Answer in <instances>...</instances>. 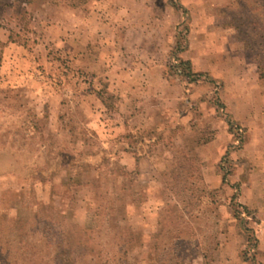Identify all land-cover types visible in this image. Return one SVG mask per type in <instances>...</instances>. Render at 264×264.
I'll list each match as a JSON object with an SVG mask.
<instances>
[{
  "label": "rangeland",
  "instance_id": "1",
  "mask_svg": "<svg viewBox=\"0 0 264 264\" xmlns=\"http://www.w3.org/2000/svg\"><path fill=\"white\" fill-rule=\"evenodd\" d=\"M95 1L0 0V264H264L263 8Z\"/></svg>",
  "mask_w": 264,
  "mask_h": 264
},
{
  "label": "trees",
  "instance_id": "2",
  "mask_svg": "<svg viewBox=\"0 0 264 264\" xmlns=\"http://www.w3.org/2000/svg\"><path fill=\"white\" fill-rule=\"evenodd\" d=\"M255 1V2H254ZM253 2L255 4H259L260 8H263L264 10V0H253ZM245 6L247 7V3L245 4ZM244 6V8H245ZM236 24V23H235ZM241 26H246V27H250L249 30L247 32H244V44L245 47L247 49L250 50H259V53L257 54L256 58H257V68H258V73H259V77L261 80H264V20L261 21L259 19H250V17H248L245 21H243L241 23ZM182 65V66H181ZM177 67H181L182 69V73L188 76H191L193 74V72L190 70L191 68V64L189 61H182L181 60V64H179ZM231 125V122H230ZM127 138H134V136L132 134H128ZM138 140L131 142V144H129L130 146V151L134 152V153H138L137 152V148L134 146L135 143H137ZM184 155V154H183ZM183 158L181 159V161L176 165V168L174 169V174L176 176H182L185 173L191 171V166L188 165L187 161L188 158H186V156H183ZM140 157L137 156L136 160L139 161ZM223 179L225 180L226 177L224 176ZM247 209V208H246ZM235 216L237 218H239L240 212L235 209ZM58 248L62 249L63 251H68L65 249V247L63 246L62 243L58 244Z\"/></svg>",
  "mask_w": 264,
  "mask_h": 264
},
{
  "label": "crops",
  "instance_id": "3",
  "mask_svg": "<svg viewBox=\"0 0 264 264\" xmlns=\"http://www.w3.org/2000/svg\"><path fill=\"white\" fill-rule=\"evenodd\" d=\"M88 12L90 14H94L97 12H102V15L107 12L105 16L108 14H118L117 16L120 17V22L122 23V28L124 34L130 35L136 32L138 27H141L143 24L142 20V13L146 11H150L149 0H96L94 4L89 6ZM138 32V31H137ZM151 55H148L147 58V66L150 67L153 63V58ZM142 79H148L147 81L151 80L149 75L142 76ZM127 80L125 77L120 76V82ZM244 152V150H243ZM220 182V178H217ZM247 209H253L255 214L258 215L257 217H261L258 212L260 211L261 214H264L262 208H259V211L255 208H251L249 206H243ZM262 222H264L263 218H261ZM264 243V238L262 240Z\"/></svg>",
  "mask_w": 264,
  "mask_h": 264
}]
</instances>
